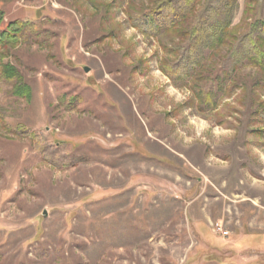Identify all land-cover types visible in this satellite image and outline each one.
<instances>
[{
	"label": "rangeland",
	"instance_id": "rangeland-1",
	"mask_svg": "<svg viewBox=\"0 0 264 264\" xmlns=\"http://www.w3.org/2000/svg\"><path fill=\"white\" fill-rule=\"evenodd\" d=\"M116 2L0 0L5 23L45 29L5 60L31 103L0 84V264H264V137L248 97L193 107Z\"/></svg>",
	"mask_w": 264,
	"mask_h": 264
},
{
	"label": "trees",
	"instance_id": "trees-1",
	"mask_svg": "<svg viewBox=\"0 0 264 264\" xmlns=\"http://www.w3.org/2000/svg\"><path fill=\"white\" fill-rule=\"evenodd\" d=\"M117 1L124 2L130 26L158 44L160 71L176 88L189 90L193 107L202 113L218 112L225 101L247 96L242 104L252 106L255 125H260L252 132L264 137V101L260 100L264 94V0H246L237 25L239 0ZM5 19L6 11L0 8V84L12 83V95L29 104L31 87L5 60L45 29L36 21L5 23ZM247 69L254 71L253 78L244 75ZM76 103L75 98L68 108L74 109ZM11 133L41 146L37 133L23 126Z\"/></svg>",
	"mask_w": 264,
	"mask_h": 264
},
{
	"label": "water",
	"instance_id": "water-1",
	"mask_svg": "<svg viewBox=\"0 0 264 264\" xmlns=\"http://www.w3.org/2000/svg\"><path fill=\"white\" fill-rule=\"evenodd\" d=\"M85 72H86V73H88V72H89V70H88L87 68H85Z\"/></svg>",
	"mask_w": 264,
	"mask_h": 264
}]
</instances>
